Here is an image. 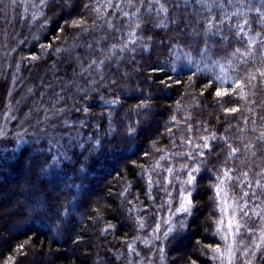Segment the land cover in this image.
<instances>
[{
	"label": "trees",
	"instance_id": "obj_1",
	"mask_svg": "<svg viewBox=\"0 0 264 264\" xmlns=\"http://www.w3.org/2000/svg\"><path fill=\"white\" fill-rule=\"evenodd\" d=\"M2 37L48 127L0 143V264H214L223 187L264 264V0H0Z\"/></svg>",
	"mask_w": 264,
	"mask_h": 264
},
{
	"label": "rangeland",
	"instance_id": "obj_2",
	"mask_svg": "<svg viewBox=\"0 0 264 264\" xmlns=\"http://www.w3.org/2000/svg\"><path fill=\"white\" fill-rule=\"evenodd\" d=\"M9 45H11V43L9 44L8 42L6 44V39L2 37L0 40V47L7 46L8 49L12 48ZM3 50H0V143L2 144L5 142L6 145L9 143L10 145H12L18 144L25 140V135L27 136L29 134L36 133L34 132V130L36 129L29 131V129L25 128V126L27 125L24 124V120L26 121L31 119L35 124H38L40 122L43 125V128H47L48 124H46L45 122V116H43L44 113L41 116H37V119L32 118L36 113L35 111L39 108L38 105H33L31 109H29L28 111H24V115L23 113H21L20 109H25L27 104H29V102L27 101V85L31 81H28V84H26L27 81L24 74L25 72L23 71V68H21L18 53L12 52V49H10L7 53L5 52L6 50L4 52ZM60 109L61 108H58L57 112H61L62 110ZM46 115H48V113H46ZM65 129H62L63 132L57 135H53L54 133L51 131L52 134L47 133L46 136L48 139H51V141L55 143L61 141V143H65L68 140L71 141V139H69L70 133H68V130ZM5 140H8L9 143H7L8 141ZM25 175L26 172H24V176ZM218 196L221 213L219 232L222 239V246L216 252V256L214 257V264H254V259L256 257L255 254L258 253L261 246L260 240L262 239V236L259 235H262V233H260L259 235L257 234L256 236L254 235V237H252V244L250 243L251 245L249 250H247L246 255L242 257V255L239 253V256L237 257L238 253L235 250V239L237 234V223L235 216L236 208L234 205L235 203L232 196H230V194L224 187L222 189H219ZM166 209L167 208L163 209L161 213L162 221L159 223V227L157 229L159 236H161V234L163 233H166L169 229V226L172 225L171 215L173 213L172 211H167ZM153 256L154 252L149 253L148 256L144 258V260L139 261L140 264H155L156 260Z\"/></svg>",
	"mask_w": 264,
	"mask_h": 264
},
{
	"label": "snow or ice",
	"instance_id": "obj_3",
	"mask_svg": "<svg viewBox=\"0 0 264 264\" xmlns=\"http://www.w3.org/2000/svg\"><path fill=\"white\" fill-rule=\"evenodd\" d=\"M258 11V10H257ZM211 28V23H209V29ZM223 38V37H222ZM237 87H239V85H237ZM221 93H217V95H220ZM234 111V110H233ZM191 181H189L190 183Z\"/></svg>",
	"mask_w": 264,
	"mask_h": 264
}]
</instances>
